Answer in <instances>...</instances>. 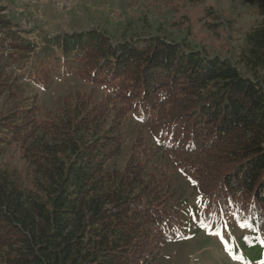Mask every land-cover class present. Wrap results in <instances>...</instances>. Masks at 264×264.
<instances>
[{
    "label": "trees",
    "instance_id": "obj_1",
    "mask_svg": "<svg viewBox=\"0 0 264 264\" xmlns=\"http://www.w3.org/2000/svg\"><path fill=\"white\" fill-rule=\"evenodd\" d=\"M254 13L234 60L159 35L114 42L97 28L38 44L2 20L0 48L29 60L35 84L74 74L107 93L73 90L51 111L26 96L0 113V264H153L208 228L228 234L233 264H264L263 0ZM17 81L0 70V98ZM13 148L22 167L4 161ZM159 154L205 213L171 203L166 171L148 168Z\"/></svg>",
    "mask_w": 264,
    "mask_h": 264
},
{
    "label": "rangeland",
    "instance_id": "obj_2",
    "mask_svg": "<svg viewBox=\"0 0 264 264\" xmlns=\"http://www.w3.org/2000/svg\"><path fill=\"white\" fill-rule=\"evenodd\" d=\"M264 1V0H263ZM262 0H0L1 21L9 28L27 33L29 39L41 43L43 36L82 31L103 30L114 42L136 37L159 35L169 41L181 42L187 50H200L209 56L235 59L245 28L256 19L254 13ZM209 11L212 12L209 14ZM211 24H217L212 27ZM29 60L14 61L0 48V70L18 78L14 95L0 98V113L20 98L37 96L42 110H54L63 96L73 90L92 94L100 99L107 90L92 85L74 74L54 76L44 89L27 75ZM22 102V101H21ZM127 126L128 141L135 136L137 122L131 116ZM122 154L113 163L120 167ZM6 163L22 167L17 150L9 149ZM148 168H163L169 176L171 203L183 202V209L205 213L200 196L192 182L183 177L168 157L161 154L149 160ZM194 213H191L193 218ZM198 217L195 216V220ZM201 219V217H200ZM228 234L208 228L184 234L165 245L153 264H233L228 251Z\"/></svg>",
    "mask_w": 264,
    "mask_h": 264
}]
</instances>
